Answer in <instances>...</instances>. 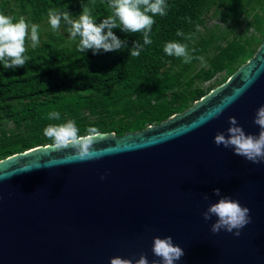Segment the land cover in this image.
<instances>
[{"label":"water","instance_id":"obj_1","mask_svg":"<svg viewBox=\"0 0 264 264\" xmlns=\"http://www.w3.org/2000/svg\"><path fill=\"white\" fill-rule=\"evenodd\" d=\"M262 105L264 41L183 112L122 136L103 133L98 158L72 161V149L57 153L48 144L1 159L0 264H109L141 255L152 264L153 238L168 236L184 252L174 264H264V163L214 143L229 117L258 135L253 120ZM215 188L250 210L239 237L213 234L216 218H203L220 199Z\"/></svg>","mask_w":264,"mask_h":264},{"label":"trees","instance_id":"obj_2","mask_svg":"<svg viewBox=\"0 0 264 264\" xmlns=\"http://www.w3.org/2000/svg\"><path fill=\"white\" fill-rule=\"evenodd\" d=\"M15 1L8 8V1L1 0L0 13L13 20L25 15L27 24L48 18L50 9L67 11L73 17L87 6L97 24L111 14L108 0ZM165 2L167 15L153 17L152 43L143 46L139 57H131L129 52L135 41L143 44V33L113 29L127 45L118 51L80 52V38L65 47L64 40L50 35L35 48H26L29 60L23 67L5 69L0 64V127L5 120L14 127L9 132L0 129V160L51 144L44 136L49 124L75 121L82 136L89 127L122 136L157 125L225 82L264 41V0ZM209 12L219 13L226 25L217 34L204 32ZM240 21L245 22V29L234 33ZM251 28L253 33L246 35ZM177 31L194 34V38L186 40ZM167 42L186 44L191 55L202 59L185 64L183 58L170 57L163 51ZM197 64H202L198 70ZM220 73L225 76L216 86L202 87ZM51 111L59 112L60 118L49 119Z\"/></svg>","mask_w":264,"mask_h":264},{"label":"clouds","instance_id":"obj_3","mask_svg":"<svg viewBox=\"0 0 264 264\" xmlns=\"http://www.w3.org/2000/svg\"><path fill=\"white\" fill-rule=\"evenodd\" d=\"M168 7L165 0H108L111 14L98 24L94 21L87 6H82V13L76 19H72L67 11L60 13L56 9H50L48 22L53 30L60 26L61 21L66 23L69 26L70 37L72 39L80 38L78 51L92 50L94 55L101 50L108 53L127 46L125 41L114 34L113 29H120L123 33L142 32L143 44L135 41L129 52L130 56L135 58L139 57L144 45L152 43L150 33L155 23L153 17L156 15L166 16ZM176 35L189 41L194 38V34L185 36L182 31H177ZM28 38L29 25L23 18L14 23L12 17L0 13V64L5 69L23 67L29 60V57L25 55V44ZM30 39L32 47L35 48L39 42L38 25H31ZM163 51L170 57L183 58L185 64L191 63L193 59H202V57L191 55L188 46L179 42H167L163 46ZM239 94L240 90H237L233 99ZM227 106V104L218 106L211 118H218ZM48 118L58 120L60 113L51 111ZM228 123L230 126L227 128L226 134L218 132L214 137V143L218 147L222 145L225 149H232L234 155L243 157L253 164L264 163V105L257 109L253 120V123L259 127L258 135L246 134L243 128L238 126L235 117H229ZM44 136L51 141L48 146L50 150L60 153L72 149L70 160L87 162L98 158L94 144L99 138H103L104 134L96 127H89L86 129V135L82 136L79 134L75 121H69L58 125L49 124L44 129ZM24 167L26 171H29L26 166ZM212 194L220 199L216 203L210 204L203 213L205 221H209L213 217L216 218L211 225V232L218 234L220 231H226L239 237L240 230L251 223L250 210L247 207H242L239 201L233 200L231 197L221 196L219 188L213 189ZM204 199H208V197L205 196ZM151 251L157 258L153 260L152 264H174L184 255L183 249L174 245L170 236L154 237ZM109 264H149V262L146 256L141 255L135 261L113 257L110 258Z\"/></svg>","mask_w":264,"mask_h":264},{"label":"rangeland","instance_id":"obj_4","mask_svg":"<svg viewBox=\"0 0 264 264\" xmlns=\"http://www.w3.org/2000/svg\"><path fill=\"white\" fill-rule=\"evenodd\" d=\"M7 1H8V8H11L12 6L16 5L15 0H7ZM78 16L79 15L73 16L71 18L76 19V18H78ZM20 17L23 18L24 20H26V18H27V16H25V15H18L15 18V20H13L14 23L18 22ZM33 24H36L39 27V29H38L39 42L37 45H40L42 41L48 40L50 38V35H55V36L59 37V39L64 40L65 47L73 46L74 44H76L77 39L79 38V37H76L75 39H72L70 37L69 31H68L69 26L66 23H64L63 21H61V24L57 29L53 30L51 28L49 22H48V18H46V19H43L42 21L37 22V23H33V22L28 23V25H29V38L26 39V44H25L26 48L32 47V42L30 39V28H31V25H33ZM216 26H218L219 29H216L215 28ZM225 26L226 25L222 24V22L220 21V14L219 13L212 14V12H209L208 15L205 17L204 27H206V28H205L204 32L211 31V32L217 34L218 31L220 29L224 28ZM244 29H245V22L240 21V24L238 25V27L236 29H234L233 32L234 33L243 32ZM250 33H253L252 28L250 29L248 34L246 33V35H249ZM201 66H202V64H197L196 69L198 70V68H200ZM224 76H225L224 73L217 74L213 80H211L209 82H204L202 84V87L207 88L210 86H216L217 82L220 81L222 79V77H224ZM199 83L200 82H197L196 84H199ZM2 123H3L2 127H0L1 130H4L6 132L14 130L13 124L10 121L5 120Z\"/></svg>","mask_w":264,"mask_h":264}]
</instances>
